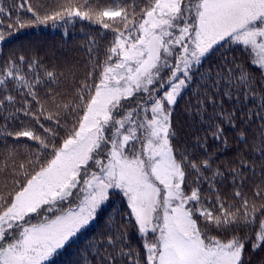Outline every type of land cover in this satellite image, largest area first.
<instances>
[{
	"label": "snow or ice",
	"instance_id": "6c2138e0",
	"mask_svg": "<svg viewBox=\"0 0 264 264\" xmlns=\"http://www.w3.org/2000/svg\"><path fill=\"white\" fill-rule=\"evenodd\" d=\"M27 11L21 28L99 29L67 95L39 52L0 60V139L35 141L23 179L0 195V264H253L264 251V0ZM33 119L42 133L25 127Z\"/></svg>",
	"mask_w": 264,
	"mask_h": 264
},
{
	"label": "trees",
	"instance_id": "16d2710c",
	"mask_svg": "<svg viewBox=\"0 0 264 264\" xmlns=\"http://www.w3.org/2000/svg\"><path fill=\"white\" fill-rule=\"evenodd\" d=\"M68 3V0H29V3H23V0H0V8L4 11L0 14V29L3 30L5 40L0 42V60L7 58L10 52H31L37 51L44 56L45 64L49 70H55L61 79L53 87H58L66 95L74 91V85L78 86L88 71V37L96 36L99 25H89L81 27V23L62 24L57 27L52 26V21L44 24H25L20 27L19 21L35 19L32 13L27 11L29 6L44 14L45 10L49 12L56 10L61 4ZM22 5V6H21ZM10 14V15H9ZM12 22L14 29H8L7 25ZM103 43V41H98ZM68 99L71 96L68 95ZM183 103V102H181ZM39 119L48 126L50 121L44 120L43 116ZM26 128L35 129L42 133L35 120L31 124L25 125ZM17 131L22 129H16ZM253 132L248 131V139L251 140ZM228 140L233 146L243 147L237 144L235 134L229 135ZM7 144V147H6ZM12 145L18 146L19 155H10L9 149ZM25 145H35V141L27 137L12 138L7 140L0 139V195H6L12 190L13 186L23 179L22 170L18 169V164L23 161L28 154ZM264 258V251H258L253 254V264H257ZM68 257L61 259L60 264H65Z\"/></svg>",
	"mask_w": 264,
	"mask_h": 264
}]
</instances>
